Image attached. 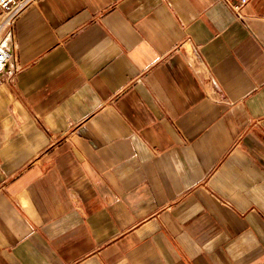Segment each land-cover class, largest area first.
Wrapping results in <instances>:
<instances>
[{
  "label": "crops",
  "instance_id": "crops-1",
  "mask_svg": "<svg viewBox=\"0 0 264 264\" xmlns=\"http://www.w3.org/2000/svg\"><path fill=\"white\" fill-rule=\"evenodd\" d=\"M0 86V264H264V0H35Z\"/></svg>",
  "mask_w": 264,
  "mask_h": 264
},
{
  "label": "built area",
  "instance_id": "built-area-1",
  "mask_svg": "<svg viewBox=\"0 0 264 264\" xmlns=\"http://www.w3.org/2000/svg\"><path fill=\"white\" fill-rule=\"evenodd\" d=\"M35 0H0V79L16 60L15 26L20 14ZM238 16L251 0H220Z\"/></svg>",
  "mask_w": 264,
  "mask_h": 264
},
{
  "label": "rangeland",
  "instance_id": "rangeland-1",
  "mask_svg": "<svg viewBox=\"0 0 264 264\" xmlns=\"http://www.w3.org/2000/svg\"><path fill=\"white\" fill-rule=\"evenodd\" d=\"M7 74L8 72H5V74L0 79V86H3L9 80V78L7 77Z\"/></svg>",
  "mask_w": 264,
  "mask_h": 264
}]
</instances>
